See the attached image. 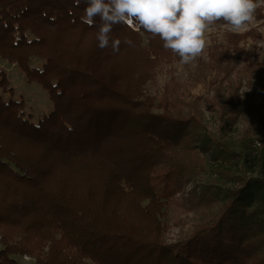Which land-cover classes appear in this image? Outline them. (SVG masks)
<instances>
[{"label":"trees","instance_id":"16d2710c","mask_svg":"<svg viewBox=\"0 0 264 264\" xmlns=\"http://www.w3.org/2000/svg\"><path fill=\"white\" fill-rule=\"evenodd\" d=\"M85 7L84 0H0V57L18 64L54 104L33 122L23 100L0 97V264L26 254L36 264H264V138L255 149L227 136L238 115L256 117L264 130V95L243 109L239 97L228 98L232 110H215L224 115L218 136L184 101L185 91L163 96L155 114L141 92L146 85L129 95L117 85L121 72L108 65H119L129 49L159 59L168 52L163 41L116 25L120 52L100 49L98 27L83 22ZM255 18L264 19L262 10ZM141 33L147 48L139 47ZM248 37L259 34L231 36L207 52L229 56ZM33 58L45 62L42 69L31 66ZM226 60L208 69L214 86L232 89L225 83L235 67ZM253 61L246 55L243 70L260 77L264 64ZM7 81L0 71V88ZM182 152L191 159L179 158ZM192 182L189 201L210 214L170 245L163 211Z\"/></svg>","mask_w":264,"mask_h":264},{"label":"rangeland","instance_id":"374dc122","mask_svg":"<svg viewBox=\"0 0 264 264\" xmlns=\"http://www.w3.org/2000/svg\"><path fill=\"white\" fill-rule=\"evenodd\" d=\"M259 9L262 10V15H264V5ZM252 31L258 33L259 38L248 37L241 39L236 48L231 45L229 56L224 49L213 53L211 51L207 52V47L212 46L213 43L222 47L225 46V43L228 45V39L231 36L242 37ZM206 37L207 47L202 56L187 65L181 64L180 58L170 50L160 56L159 59H149L146 62L139 50L133 51L129 49L126 53L118 56L123 57V59L119 60L122 61L118 62L119 65L108 66L112 69V73L121 72L122 75L120 74L117 85L129 95H136L140 91L139 89L141 88L142 90L143 85H146L141 92L145 100L150 101L151 99L150 102L155 114L162 112V109L158 106L162 102L163 96L174 91H181L182 93L185 91L184 96H186V99L184 101H190L188 103L192 104L197 112L202 115L209 131L218 136L222 124L220 118H223L224 115L215 110H222L224 107L232 110L228 106L229 104L227 105V100L237 97L243 103L241 105L243 109L252 103H256L259 97L264 95V74L259 77L255 74L249 75L243 70L245 65L244 57L246 55H249L252 61L255 59L260 64H264V19L255 18L250 23L248 30L242 33L231 32L226 25L212 27ZM140 39L139 47L147 48L149 43L147 35L141 33ZM218 60H226V64H229L230 67H235L234 72L229 75L228 81L225 83V85L232 83V89H228L227 86L219 87L218 85H213V78L216 75L208 68L213 64V61ZM44 63L39 58L31 60V66L38 69H42ZM200 69L202 72H197ZM0 71L6 73L8 80L6 88L4 90L0 88V97L6 102L23 100L25 103L24 113L28 119L33 122H39L53 110L54 104L50 99L49 93L37 82L31 83L18 64L11 63L0 57ZM100 72L109 73L105 66H103V70L100 68ZM223 76L224 74L222 73L220 78ZM195 100H197L196 103L194 102ZM228 116L229 118L231 117L230 115ZM231 127L232 129L227 135L229 140H236V142H240L242 139L250 140L253 148L260 147L259 141L264 138V130L261 129L256 117L249 114L238 115ZM197 156L201 158L202 164L206 163L207 158L203 155V152L198 151ZM178 157L191 159L186 152L179 153ZM64 183V185L68 184L66 180ZM193 183L190 184L191 186L184 187L185 189L180 191L179 194L171 197L163 211L161 220H163V226L165 227V241L170 245L189 235L193 226L200 222L203 214H210L211 210L205 207H194V203L189 201L187 196L191 192ZM161 190L162 188H160V192H162ZM147 204L148 201H144L143 206ZM2 249L3 246L0 244V250ZM24 257L15 256L18 264H36L33 258L30 257L26 261Z\"/></svg>","mask_w":264,"mask_h":264},{"label":"clouds","instance_id":"9594fccd","mask_svg":"<svg viewBox=\"0 0 264 264\" xmlns=\"http://www.w3.org/2000/svg\"><path fill=\"white\" fill-rule=\"evenodd\" d=\"M84 3L83 22L98 27L96 39L100 49L111 46L114 54L120 52L122 41L113 38L112 32L114 26L122 25L158 36L163 48L187 65L202 56L207 47L206 34L214 25L223 22L231 32H245L264 0H84ZM123 43L134 46L127 37ZM24 259L30 257L26 254Z\"/></svg>","mask_w":264,"mask_h":264}]
</instances>
